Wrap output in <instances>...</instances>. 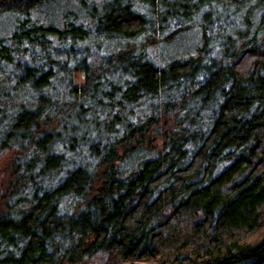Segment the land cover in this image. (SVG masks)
Here are the masks:
<instances>
[{
	"label": "trees",
	"instance_id": "16d2710c",
	"mask_svg": "<svg viewBox=\"0 0 264 264\" xmlns=\"http://www.w3.org/2000/svg\"><path fill=\"white\" fill-rule=\"evenodd\" d=\"M174 1L0 0V264H264V0Z\"/></svg>",
	"mask_w": 264,
	"mask_h": 264
},
{
	"label": "rangeland",
	"instance_id": "374dc122",
	"mask_svg": "<svg viewBox=\"0 0 264 264\" xmlns=\"http://www.w3.org/2000/svg\"><path fill=\"white\" fill-rule=\"evenodd\" d=\"M166 1L169 3H175L174 0ZM223 4L217 3V5L212 4L211 6L201 5L199 8L197 20H193V17L189 18V20L183 19V17V20H180L179 25L175 24L172 28L170 26H167L166 29L163 30V33H160V35L156 37L157 42L152 53V58L156 62L161 64L173 58H182L188 53L194 51V49L197 48L198 45H200V36H202V30L199 27L201 23L200 18L205 19L210 16H220L221 13V18L223 16H228L229 14H231L229 12L231 10V7L228 4L223 6ZM254 9L255 7L251 4V6L247 10L250 14H254ZM242 14L243 12L240 14L241 17L244 15ZM240 16L235 17L236 19L240 20ZM9 21L10 18L8 17L0 18V32H3L5 30V28L8 26ZM157 21L159 23V19ZM141 44L142 43L139 42V45ZM132 45H137V43H132ZM74 79L77 82L82 83L83 74L75 73ZM10 157L11 156L9 154H6L4 157H0V174L3 173V170L5 169V167H7Z\"/></svg>",
	"mask_w": 264,
	"mask_h": 264
}]
</instances>
